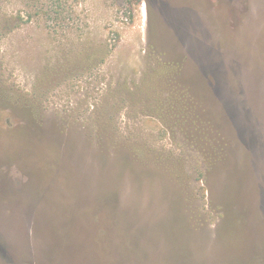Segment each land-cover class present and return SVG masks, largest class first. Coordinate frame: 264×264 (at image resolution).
I'll return each instance as SVG.
<instances>
[{
	"label": "rangeland",
	"instance_id": "rangeland-1",
	"mask_svg": "<svg viewBox=\"0 0 264 264\" xmlns=\"http://www.w3.org/2000/svg\"><path fill=\"white\" fill-rule=\"evenodd\" d=\"M51 250L264 264V0H0V264Z\"/></svg>",
	"mask_w": 264,
	"mask_h": 264
},
{
	"label": "flooded vegetation",
	"instance_id": "flooded-vegetation-1",
	"mask_svg": "<svg viewBox=\"0 0 264 264\" xmlns=\"http://www.w3.org/2000/svg\"><path fill=\"white\" fill-rule=\"evenodd\" d=\"M51 253H52V250L51 251H49V253H48V257H46L45 258V256H44V258L46 259V261H48L49 259H52L53 258V253H52V255H51ZM60 260V259H59ZM51 261V260H50ZM50 261H48V264H50ZM54 261V260H53ZM1 262H3V259L2 258H0V263ZM55 264H63L62 262H56ZM65 264V263H64Z\"/></svg>",
	"mask_w": 264,
	"mask_h": 264
},
{
	"label": "trees",
	"instance_id": "trees-1",
	"mask_svg": "<svg viewBox=\"0 0 264 264\" xmlns=\"http://www.w3.org/2000/svg\"><path fill=\"white\" fill-rule=\"evenodd\" d=\"M58 262H61L60 260ZM82 260H74L71 264H82ZM105 264V262H103ZM67 264H70L69 262Z\"/></svg>",
	"mask_w": 264,
	"mask_h": 264
}]
</instances>
